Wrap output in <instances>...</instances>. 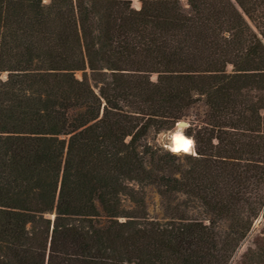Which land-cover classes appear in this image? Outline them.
<instances>
[{"label":"trees","instance_id":"obj_1","mask_svg":"<svg viewBox=\"0 0 264 264\" xmlns=\"http://www.w3.org/2000/svg\"><path fill=\"white\" fill-rule=\"evenodd\" d=\"M140 2L0 0V264H230L264 211V0Z\"/></svg>","mask_w":264,"mask_h":264},{"label":"rangeland","instance_id":"obj_2","mask_svg":"<svg viewBox=\"0 0 264 264\" xmlns=\"http://www.w3.org/2000/svg\"><path fill=\"white\" fill-rule=\"evenodd\" d=\"M45 2H49L50 0H44ZM133 5L135 7H140L141 2L140 0H133ZM231 67H229L230 69ZM157 76L153 75L152 79L156 80ZM180 121H186L187 124L188 120L181 119ZM178 122L175 124L173 128H171L168 131H161L157 132L156 130H152L149 135L147 136V142L153 146H163L165 149L172 151L171 148V138L170 134L175 132L178 129H181V131L186 134V128L187 126L179 127ZM195 153V147L194 149L189 153H180L178 152V155H186V154H194ZM145 195H146V203H147V212L150 218L154 219H160L165 220V210L163 207V201L160 196V194L157 192V190L153 186H146L145 188ZM194 216L201 217L202 214L199 212L198 208H193L192 210ZM51 217H54V214L51 215ZM264 231V211L260 213V215L254 220L252 229L247 236V238L243 241V243L240 245L238 250L236 251V254L234 255L232 261L230 264H245L244 256L247 252V250L255 245V242L258 237L262 235V232Z\"/></svg>","mask_w":264,"mask_h":264},{"label":"clouds","instance_id":"obj_3","mask_svg":"<svg viewBox=\"0 0 264 264\" xmlns=\"http://www.w3.org/2000/svg\"><path fill=\"white\" fill-rule=\"evenodd\" d=\"M194 147H195L194 139L186 138L184 140L177 141L175 148L172 149V152L178 153L180 152L181 149H183V151L187 153L193 150Z\"/></svg>","mask_w":264,"mask_h":264},{"label":"bare ground","instance_id":"obj_4","mask_svg":"<svg viewBox=\"0 0 264 264\" xmlns=\"http://www.w3.org/2000/svg\"><path fill=\"white\" fill-rule=\"evenodd\" d=\"M179 127H181V126H179ZM170 138H171V148L173 149V148H175L177 141H181V140H184L186 138H191V137H189L186 134H184L181 131V129H178L175 132L173 131V133L171 134ZM181 152H184L183 149L180 150V153ZM187 153H189V152H187Z\"/></svg>","mask_w":264,"mask_h":264},{"label":"water","instance_id":"obj_5","mask_svg":"<svg viewBox=\"0 0 264 264\" xmlns=\"http://www.w3.org/2000/svg\"><path fill=\"white\" fill-rule=\"evenodd\" d=\"M187 125H188V124H187L186 121H180V122H178V126L183 127V126H187ZM170 136H171V134H170ZM181 153H185V152H181Z\"/></svg>","mask_w":264,"mask_h":264}]
</instances>
